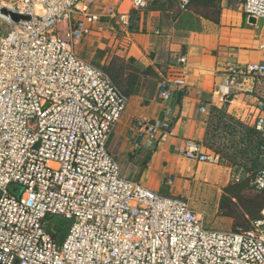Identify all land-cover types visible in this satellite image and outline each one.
Returning <instances> with one entry per match:
<instances>
[{
  "label": "built area",
  "instance_id": "built-area-1",
  "mask_svg": "<svg viewBox=\"0 0 264 264\" xmlns=\"http://www.w3.org/2000/svg\"><path fill=\"white\" fill-rule=\"evenodd\" d=\"M234 1L264 22V0ZM189 2L178 0L180 9ZM102 7L99 0H0V264H264V209L249 230L215 229L186 199L123 175L109 145L129 98L76 52ZM10 13L30 20L15 22ZM107 13L128 24V14ZM178 63L159 82L164 102L186 87V57ZM225 74L223 102L238 80L264 79V64L230 65ZM171 128L169 117L139 120L134 148L161 141ZM254 129L264 138V102ZM183 155L219 162L195 139ZM251 186L264 191V167ZM54 216L69 222L62 243L50 231Z\"/></svg>",
  "mask_w": 264,
  "mask_h": 264
},
{
  "label": "crops",
  "instance_id": "crops-1",
  "mask_svg": "<svg viewBox=\"0 0 264 264\" xmlns=\"http://www.w3.org/2000/svg\"><path fill=\"white\" fill-rule=\"evenodd\" d=\"M124 1L99 0V6L104 9L101 21L87 36L96 34L101 39L105 36L103 51L113 48V57L140 68L141 72L149 69L146 74L140 72L125 93L129 103L113 134L111 147L114 143H122L132 156L142 159L152 153L138 182L154 191L160 192L164 187L176 189L172 190L173 195L178 196L183 194L182 189H223L230 183L231 168L192 162L185 158L183 150L189 139L206 146L208 131L218 120L213 109H225L230 117L254 128L257 107L264 102V79L238 80L225 102L218 93V86L224 83L225 70L230 65L264 64V25L247 16L245 24L257 30L249 38L238 35L240 14L230 6V3L239 4L234 0H222L206 13L200 8L183 11L178 0L177 5L172 6L178 8L177 13L173 8L145 11L148 0H144L142 7H136L134 0H130L131 6L121 11ZM109 8L128 14V24L111 18L107 13ZM241 10L244 13L242 6ZM120 25L126 30L122 35L104 32L107 26L119 30ZM183 56L187 59L186 87L182 95L174 93L170 101L164 102L159 98V82L178 72V59ZM165 117L171 119V133L154 144L142 141L141 147L135 149L139 141L137 122H155ZM206 149L216 154L207 146Z\"/></svg>",
  "mask_w": 264,
  "mask_h": 264
},
{
  "label": "trees",
  "instance_id": "trees-1",
  "mask_svg": "<svg viewBox=\"0 0 264 264\" xmlns=\"http://www.w3.org/2000/svg\"><path fill=\"white\" fill-rule=\"evenodd\" d=\"M222 0H190L187 10H196L198 8L203 10V13L207 12L211 6H216L221 3ZM202 13V11L198 10ZM100 53L99 59L105 54V51H98ZM99 68L103 69L114 81V83L124 89L126 93L131 89V84L138 79L141 72L140 68L132 66L126 63L123 59L119 57H113L109 62L101 65L100 62L94 61ZM95 65V66H96ZM149 69L143 70L141 73H147ZM180 95L183 94V90L179 92ZM229 102V100H228ZM214 113L218 117L217 122L214 123V128H210L208 135L206 137L205 144L208 148H211L216 155L219 156V164L226 161L232 163L238 157V154L252 153L249 165L251 167L246 171L252 173L242 177L239 182L229 183L223 188V195L219 205V214L221 217L231 219L233 221L232 228L233 231L238 230H249L252 228L254 222L262 218V210L264 209V191L258 192L254 190L251 186V181L256 174V172L264 167L262 164V159L260 154L263 153L264 138L257 132L254 128L246 126L240 120H236L230 117L225 109L217 110L213 109ZM224 130L225 133H230L233 136L235 144L238 145V137L240 141L245 144L244 149H240L239 152L234 154L232 157H228L226 152H222L221 149L215 148L214 145H210L208 137H215L218 130ZM212 132V135H210ZM229 135V134H227ZM152 153L145 155V163H148ZM235 163V162H234ZM235 166V164H227L226 166ZM259 168V169H258ZM54 222V221H53ZM69 228V222H64L63 224H54L51 226V234L58 243H62Z\"/></svg>",
  "mask_w": 264,
  "mask_h": 264
},
{
  "label": "rangeland",
  "instance_id": "rangeland-1",
  "mask_svg": "<svg viewBox=\"0 0 264 264\" xmlns=\"http://www.w3.org/2000/svg\"><path fill=\"white\" fill-rule=\"evenodd\" d=\"M131 1L126 0L124 1L123 6L121 5V11H124L128 9L131 6ZM233 2V1H230ZM237 4V3H236ZM175 5H177L176 0H148L147 6L144 8L146 11L147 9H153V8H164L165 10H169L173 8ZM173 6V7H172ZM230 6L234 7L240 16L238 17V27L237 32L238 35H242L243 39L249 38L254 35L255 31L257 30L255 27H250L246 23V17L242 10L241 6L239 4L233 5L230 3ZM178 8H173L175 10V13L178 12ZM180 11V10H179ZM136 14V13H135ZM260 25H264L263 21H259ZM121 26V25H120ZM119 30H113L111 27H105V31L109 32H118L119 35H122L123 31H126L122 26L118 27ZM106 38L105 36L101 39L99 35L93 34L90 37L85 38L80 45L77 47L76 52L85 60L91 62L92 64L96 65L94 61L100 62L101 65H104L106 62H109L111 58L114 55V50L111 48V50H107L105 52L102 59H99L100 53L99 50L103 51V43L106 44ZM97 66V65H96ZM99 67V66H98ZM120 88V87H119ZM121 89V88H120ZM124 92V89H121ZM125 93V92H124ZM229 134V135H227ZM212 135V132L211 134ZM113 137V136H112ZM241 136L238 137V145L235 144L233 136L230 135V133H225L224 130H218L217 135L213 138L208 137L210 145H214L215 148H219L222 150V152H226L228 157L234 156L237 152L240 151V149H244L245 144H243L239 139ZM112 142V141H111ZM111 144V143H110ZM115 143L112 144V147L110 145V151L113 154V156L116 158V160L119 162V164L122 167L123 175L125 177H128L132 180L139 181L141 176L144 174L145 170L148 167V163H145L144 159L141 157H136V155H133L130 153L129 150H127L122 143H117L115 146ZM114 146V148H113ZM260 154V158H261ZM252 153L247 154H238V157H234V161L232 163H228L226 161L222 162V164H216L215 166H224L227 167V164H237L235 166L231 165L228 166V168H231V178L230 183L233 182L232 176L237 175L238 173L242 176H249L252 173H248L246 170L251 167L249 165L250 159H251ZM262 159V164L264 165V157ZM235 162V163H234ZM259 169V168H258ZM173 191L176 189H172ZM171 189H163L160 190L159 193L163 195H173L175 192H173ZM183 194H180L178 196L182 197L183 199H186L192 208L196 211L202 212L206 216L207 226L215 229H221V230H233L232 224L233 221L231 219L221 217L219 214V205L221 202V198L223 195V189H182ZM53 223L57 225H61L64 222H66L64 219H62L59 216H54Z\"/></svg>",
  "mask_w": 264,
  "mask_h": 264
},
{
  "label": "water",
  "instance_id": "water-1",
  "mask_svg": "<svg viewBox=\"0 0 264 264\" xmlns=\"http://www.w3.org/2000/svg\"><path fill=\"white\" fill-rule=\"evenodd\" d=\"M4 13H7L6 10L3 11ZM11 17H12V20L15 21V22H20V21H28L30 20V17H27V16H21V15H18V14H14V13H10Z\"/></svg>",
  "mask_w": 264,
  "mask_h": 264
},
{
  "label": "bare ground",
  "instance_id": "bare-ground-1",
  "mask_svg": "<svg viewBox=\"0 0 264 264\" xmlns=\"http://www.w3.org/2000/svg\"><path fill=\"white\" fill-rule=\"evenodd\" d=\"M39 12H40V14H41V11H39ZM84 39H85V38H84ZM84 39H83V40H84ZM83 40H82V41H83ZM79 45H80V44H79ZM79 45H78V46H79ZM78 46H77V47H78ZM76 49H77V48H76ZM97 67H98V66H97Z\"/></svg>",
  "mask_w": 264,
  "mask_h": 264
}]
</instances>
